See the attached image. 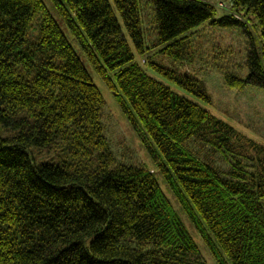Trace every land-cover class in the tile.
<instances>
[{
    "label": "trees",
    "instance_id": "obj_1",
    "mask_svg": "<svg viewBox=\"0 0 264 264\" xmlns=\"http://www.w3.org/2000/svg\"><path fill=\"white\" fill-rule=\"evenodd\" d=\"M49 1L180 210L115 152L106 96L46 1L0 0V264H208L184 216L217 264H264V145L207 108L198 78L146 56L171 42L183 59L184 34L208 21H257L247 78L226 81L264 88V0Z\"/></svg>",
    "mask_w": 264,
    "mask_h": 264
},
{
    "label": "rangeland",
    "instance_id": "obj_2",
    "mask_svg": "<svg viewBox=\"0 0 264 264\" xmlns=\"http://www.w3.org/2000/svg\"><path fill=\"white\" fill-rule=\"evenodd\" d=\"M45 1L62 29L66 32L68 39L78 52L82 61L85 63L94 82L106 96L107 105L103 122L107 136L110 138L115 152L125 162L143 164L153 169L156 172V177L161 186L177 209H179L175 199L163 181L158 166L150 159L149 155L145 152V146L130 129L113 94L107 90V87L80 47L78 41L65 27L55 7L49 0ZM212 1L219 2L221 0ZM223 14L224 11L219 9L217 17ZM144 15L147 20L146 26L151 28L152 10L149 3L146 5ZM151 29L148 30L149 46H152L156 38L155 32ZM260 34L261 30L257 25V21L251 24L249 32L243 31V28L221 27L211 24V21H208L184 34L188 47L186 49L187 52L183 55V59L178 60L175 59L174 55H168L169 51L166 47L171 42L168 44L158 42L156 47L147 51L146 56L149 52V55L155 61L198 78L205 85L212 100V104L207 105V108L241 132L264 145V88L250 84H245L243 87L237 88L230 86L226 81L227 73H236L240 78H247L249 74L247 54L253 47H261ZM163 49L167 50L166 53L162 52ZM144 60V58L139 57V62L144 64ZM150 73L157 76L154 72ZM183 220L200 245L208 264H217L204 244L201 233L197 230L195 224L191 223L186 216L183 217Z\"/></svg>",
    "mask_w": 264,
    "mask_h": 264
}]
</instances>
